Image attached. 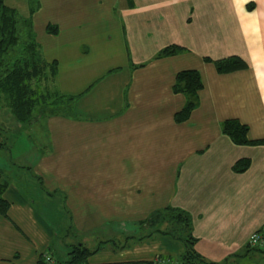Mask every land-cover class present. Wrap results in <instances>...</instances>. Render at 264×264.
I'll return each mask as SVG.
<instances>
[{"label":"crops","instance_id":"0c3cea01","mask_svg":"<svg viewBox=\"0 0 264 264\" xmlns=\"http://www.w3.org/2000/svg\"><path fill=\"white\" fill-rule=\"evenodd\" d=\"M4 3L31 16L41 57L55 61L50 91L76 98L71 115L36 120L28 166L0 160L10 180L0 264H38L46 253L65 262L77 245L95 250L86 264L180 260L182 242L139 224L166 207L190 217L206 261L264 264L247 247L264 227V142L237 145L222 132L236 119L264 140V0ZM168 46L180 49L160 55ZM228 57L244 66L218 72L213 61ZM183 70L197 71L202 88L176 122L186 97L172 87ZM241 159L248 168L234 172Z\"/></svg>","mask_w":264,"mask_h":264},{"label":"trees","instance_id":"16d2710c","mask_svg":"<svg viewBox=\"0 0 264 264\" xmlns=\"http://www.w3.org/2000/svg\"><path fill=\"white\" fill-rule=\"evenodd\" d=\"M249 7L251 8V6ZM46 32L56 34L58 28L56 25L48 24L46 25ZM179 49L178 46H168L161 51L160 55L174 54ZM205 60L211 61L208 58ZM213 63L220 73L244 66V63L236 57L216 60ZM55 67V61L47 64L41 57L34 37V25L31 16H21L16 9L7 6L4 0H0V106L8 107L18 124H30L39 116L44 117L48 114L71 115V108L76 96L64 97L49 89L43 91L40 85V78L45 79L49 76L53 79L56 73ZM32 80H34L35 86L31 85ZM172 88L175 93H181L186 97L184 106L174 114V119L176 122L186 121L197 106V93L202 88L198 72L195 70L178 72ZM222 132L237 145L264 142V140L249 139L247 125L236 119L224 121ZM249 164V159H241L234 163L232 169L234 172H242L248 168ZM9 182L8 174L3 168H0V214L3 216L6 215L9 206L3 198V193ZM145 223L150 228H154L156 233L169 235L182 242L184 250L180 255V260L174 261L180 264H221L206 261L197 252L195 248L197 238L192 233L190 217L184 211L166 207L151 213L139 224ZM259 250L264 252V247ZM93 252L95 250L91 251L77 245L69 250L68 259L65 262L54 261L55 264H86L87 257ZM38 264L50 263L46 261L43 255L39 258ZM146 264L155 263L150 261Z\"/></svg>","mask_w":264,"mask_h":264},{"label":"rangeland","instance_id":"374dc122","mask_svg":"<svg viewBox=\"0 0 264 264\" xmlns=\"http://www.w3.org/2000/svg\"><path fill=\"white\" fill-rule=\"evenodd\" d=\"M47 73H49L48 70H47ZM39 82H40V85L43 91H45V89L51 90L50 89L51 88V78L49 76L45 79L40 78ZM31 85L35 86L34 80H32ZM44 117L39 116L37 119H35L30 124H18L17 121L11 115V112L9 111V109L3 105L0 106V145H1L0 146V160L6 159L7 163H4L3 164L4 166H6L7 164L10 165L9 166L10 168L15 167L16 164H26L28 166V163L33 161L35 154L33 153V151H29V149L32 148L33 145L35 144V137L37 136L34 132V127H35V124H39L37 123L36 120L40 118L42 119ZM21 125L22 126L26 125L25 127H30L32 129L25 130V131L17 130L18 128H25V127H21ZM14 131H16V133H14ZM22 139H25V140H22ZM26 147L28 148L25 151V156L23 157L25 161H23L22 157H19V153L23 151V149H25ZM165 225H162V227H165ZM253 233L254 232H252L249 235V237ZM249 237H248V240H249ZM248 240H247V247L249 249L256 250L255 247H251L248 244ZM258 251L260 250L258 249Z\"/></svg>","mask_w":264,"mask_h":264},{"label":"built area","instance_id":"2783aa9c","mask_svg":"<svg viewBox=\"0 0 264 264\" xmlns=\"http://www.w3.org/2000/svg\"><path fill=\"white\" fill-rule=\"evenodd\" d=\"M248 244L251 247H255L256 249H260L264 247V228L255 231L248 240ZM45 259L50 264H55L54 259L50 253H46ZM155 264H180L177 261H174L167 257H157L154 259Z\"/></svg>","mask_w":264,"mask_h":264}]
</instances>
